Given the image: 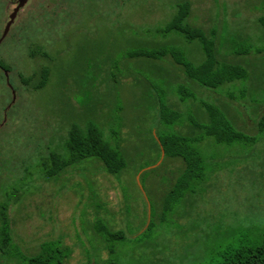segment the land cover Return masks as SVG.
Instances as JSON below:
<instances>
[{
    "label": "rangeland",
    "instance_id": "obj_1",
    "mask_svg": "<svg viewBox=\"0 0 264 264\" xmlns=\"http://www.w3.org/2000/svg\"><path fill=\"white\" fill-rule=\"evenodd\" d=\"M186 2V23L214 41L219 62L243 65L249 78L209 89L170 56L130 58L137 49L169 46L201 64L200 40L162 32ZM16 4L0 0V39ZM263 14L264 0H29L0 44V61L12 67L9 81L0 72V200L17 190L9 213L20 250L31 256L55 240L73 250L65 264H219L264 246V132L257 126L264 110ZM244 47L253 52L237 53ZM44 65L51 66V81L35 92L20 75L29 79ZM182 91L192 97L183 100ZM163 100L182 113L176 126L161 124ZM204 102L259 141L226 146L205 137L193 144L208 177L164 214L163 194L184 163L160 154L155 133L203 136ZM90 123L124 152L123 174L113 176L100 159L87 158L60 177H41L38 163L64 151L71 125ZM99 223L125 238L108 243ZM0 264L20 263L0 255Z\"/></svg>",
    "mask_w": 264,
    "mask_h": 264
},
{
    "label": "trees",
    "instance_id": "obj_2",
    "mask_svg": "<svg viewBox=\"0 0 264 264\" xmlns=\"http://www.w3.org/2000/svg\"><path fill=\"white\" fill-rule=\"evenodd\" d=\"M190 12L191 5L189 2L180 5L174 19L162 32L165 34L179 32L189 41L200 40L206 56L201 64L195 65L187 61L184 58L183 52L175 48H170L169 46L137 49L131 53L130 58L140 57L160 60L170 56L183 68L189 79L209 89H218L225 84L249 78L250 74L243 65L230 62L221 63L218 61L214 41L209 39L201 29L186 23ZM259 22L264 27V14L260 16ZM262 51L261 49H257V53H262ZM38 52L42 53V48L38 49ZM252 52L250 47L239 48L237 50V53L244 55ZM35 54L36 50L30 52L31 56ZM43 55L48 57L46 53H43ZM2 71L10 73L12 67L0 61V72ZM51 76L52 69L49 65L42 66L29 79H25L20 75L22 80L26 84H30L35 92L45 88L51 81ZM181 93L184 97L183 100L188 99L186 98L188 96L192 97L190 93L188 94L184 91ZM203 108L206 110L205 115L207 116V119H204V125L201 126L205 130L203 136L190 137L186 134H179V132L173 131H156L155 133V141L158 143L160 154L163 155L164 152V156L179 158L184 163V168L176 177L171 189L166 194H163V204L160 207H162L164 214L173 210L177 203L186 198L187 194L194 192L196 183L204 181L208 177L207 164L200 151L194 148L193 144L201 142L205 137H213L218 144L226 146H232L234 144L251 146L256 145L259 141L257 136L235 128L222 109L216 104L204 102ZM159 116L163 126H176L182 117V113L170 104L168 100H163L159 104ZM257 126L259 132H264V110L258 116ZM64 141L63 152H53L38 163L37 167L40 169L41 177L45 179L60 177L68 168L78 165L80 161L87 158L100 159L104 165V170L113 176L122 175L128 167L124 152L107 142L102 129L96 124L90 123L85 127L72 124L68 130L67 138ZM143 174L144 171L141 173L140 180ZM1 186L0 192L2 193L4 192V185ZM11 191L10 196H4L5 198L0 200V255L6 256L8 259L13 258L18 260L20 264H65V261L72 255L73 250L68 246L58 245L60 243L59 241H57L58 243H55V240L44 241L41 243L38 252L31 256L26 255L20 250L19 245L13 237L9 213L11 201L15 197V194H17V190L14 189ZM151 226L152 221L150 220L147 229ZM95 228L102 233L108 243L125 238V234L122 231L115 230L104 223H99ZM108 250L111 254L115 253L114 246L110 245ZM91 264L94 263L91 262ZM104 264L119 263L114 260H107ZM219 264H264V246L239 250L229 254Z\"/></svg>",
    "mask_w": 264,
    "mask_h": 264
},
{
    "label": "water",
    "instance_id": "obj_3",
    "mask_svg": "<svg viewBox=\"0 0 264 264\" xmlns=\"http://www.w3.org/2000/svg\"><path fill=\"white\" fill-rule=\"evenodd\" d=\"M28 2H29V0H17L16 7L13 9V12L10 14V16H9L10 19L5 26L4 32H3L2 37L0 39V44L2 43V41L5 39V37L9 33L12 25L15 23V20L18 16L20 10L22 8H24L28 4ZM5 74H6V77L8 78V81H9V75H8L7 71L5 72ZM9 87H11V89H13V87L10 83H9ZM15 100H16V92H15V90H13V103L15 102ZM163 156H164V152H163ZM140 176H141V173L137 178L139 183H140Z\"/></svg>",
    "mask_w": 264,
    "mask_h": 264
},
{
    "label": "flooded vegetation",
    "instance_id": "obj_4",
    "mask_svg": "<svg viewBox=\"0 0 264 264\" xmlns=\"http://www.w3.org/2000/svg\"><path fill=\"white\" fill-rule=\"evenodd\" d=\"M4 74H5V71H4Z\"/></svg>",
    "mask_w": 264,
    "mask_h": 264
}]
</instances>
